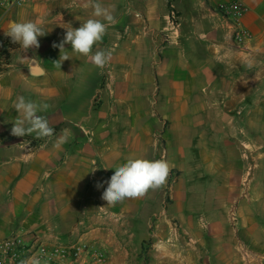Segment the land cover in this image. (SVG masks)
<instances>
[{
	"label": "crops",
	"instance_id": "1",
	"mask_svg": "<svg viewBox=\"0 0 264 264\" xmlns=\"http://www.w3.org/2000/svg\"><path fill=\"white\" fill-rule=\"evenodd\" d=\"M15 1L0 0V48L11 40L4 32L14 21H41L46 35L38 37L39 48L22 52L19 46L17 51L10 52V64L5 66L4 73L8 77H5V87L0 93V241L17 235L31 245L38 238L51 249L57 244L67 246L85 241L108 249L112 254L111 264H127L129 244L104 225L114 217H132L127 211L132 199L107 205L101 197L108 186L104 182L110 180L115 168L142 148L133 129L138 117L134 95L139 73L133 70L102 73L103 68L73 53L70 44H65V49L72 58L62 63L59 61L60 50L52 45L63 40L66 28H78L93 18V9L85 7L87 0H25L21 5H16ZM124 1L99 0L112 11L116 23L107 28L93 52L103 47L112 51L109 65L122 62V30L128 20L130 25H135L133 34L136 35L138 22L134 18L131 21L130 10L136 14L139 10L151 29L165 27L164 0H135V5L131 0L127 9ZM187 1L181 2L184 11ZM196 1L200 15L205 18L196 22V37L187 39V42L188 45L204 46L209 53V63L203 64L194 50L193 68H187L180 54L171 75L177 79L178 87L182 84L178 78L188 73L197 76L205 88L203 79H210L208 84L216 94L213 108L226 111L216 116L217 125L220 123L218 116L222 115L229 128V133L221 139L232 145L233 158L243 157L248 161L241 167L242 170L247 168L249 175L256 167H262L261 158H264V145L254 144L246 130L249 125L257 126L258 139L260 136L264 139L261 129L264 127V0ZM235 3L242 7V15L234 25L235 31L238 27L251 35L250 41L240 47L232 41L234 31L228 17L235 11ZM133 42L137 43L135 38ZM113 47H119L116 55ZM31 59L37 60L45 75L33 77L29 74ZM88 70L93 73H87ZM15 73L23 74V79L15 81ZM20 93L30 95L29 100L48 105L38 114L44 116L54 129L52 137L36 139L34 133L25 137L11 135L13 122L18 116L13 105L17 99L15 96ZM95 97L98 100L92 102ZM181 105L177 103V107ZM205 107L211 109L208 104ZM123 109L129 110L124 117L120 112ZM123 124L129 129L123 130ZM239 129L243 134H237ZM182 132L179 129L177 135L179 153L187 142ZM62 133L67 135V142L56 148L55 141ZM230 172L231 177L240 174L238 169ZM98 182L103 183V187L97 188ZM231 182L225 188L240 190ZM256 183L259 185V181ZM251 188L253 183L249 185V190ZM244 190L247 189L244 187ZM234 198L239 202L242 246H235L234 239L223 231L224 226L218 224L213 236L217 243L212 249L206 248L207 260L199 264H264V211H260L264 199L252 195ZM133 200L139 203L138 199ZM165 214V211L161 212L160 222H164ZM126 232L129 242L137 238L130 230ZM170 235L166 232L157 236L171 240ZM181 248L175 252L176 263L186 264L187 257H180L185 250L181 251ZM164 250L165 256H170V248L165 245Z\"/></svg>",
	"mask_w": 264,
	"mask_h": 264
},
{
	"label": "rangeland",
	"instance_id": "2",
	"mask_svg": "<svg viewBox=\"0 0 264 264\" xmlns=\"http://www.w3.org/2000/svg\"><path fill=\"white\" fill-rule=\"evenodd\" d=\"M130 1H124L126 9ZM181 2L180 0H164L166 15L165 27L162 29H151L139 10L136 11L140 15L130 10L131 21L134 18L138 22L136 35L133 34L135 25H130L128 20V23L123 25V27L126 25V28L122 30L120 47L122 62L116 65L107 64L102 71V73H128L133 70L139 73L134 95L138 117L133 129L136 130L135 136L139 137L138 141L142 142V148L133 157L150 160L164 158L172 166L164 186L149 190L145 196L138 199V204L131 200V208L129 207L130 210L128 208L127 211H130L132 217L135 215L133 220L129 215L114 217V220L104 225L106 229L113 230L117 237L129 244L127 264H143L144 257L141 249L143 239L146 242L144 246L147 249L148 264H177L175 252H178L181 247V251L185 250L180 253V257H187L186 264L203 263L204 259L207 260L206 248L212 249L217 243L213 236L218 224L224 226L223 231L225 234L228 233L229 238L234 239L235 246L241 247L243 241L240 233L239 202L235 201L234 197L252 195L264 199V158H261L262 167H256L254 172L250 171L249 175H247V168L242 170L241 167L248 161L243 157L233 158L234 155L230 151L232 145L229 141L221 139L229 133L222 115L218 116L220 123L218 125L216 123L217 113L226 111H217L213 108L216 104V94L208 84L210 79H203V82H206L205 88L200 85L201 80L197 76L188 73L183 78H178L182 83L178 87L177 79L171 75L175 61H179L177 56L180 54L181 61L187 68H193L195 52H198V57L203 64L206 61L209 63V53L204 46L193 45V43L188 45L187 42V39L196 37V22L199 23L201 18H205L200 15L198 1L188 0L185 4L186 11ZM132 3L135 5L136 1L132 0ZM229 24L235 31L234 22L231 21ZM134 38L137 43L133 42ZM113 48L115 49L113 53L116 55L119 47ZM102 50L106 51V48L103 47ZM7 54L10 55L9 51L3 53V60ZM163 60L165 64H162ZM4 72L0 76V93L5 87L7 80L5 77H8ZM87 73H93V71L88 70ZM22 77L23 74L15 73L13 79L21 81ZM110 77L108 80L113 81ZM18 96H23L26 100L30 97L21 93L15 97ZM97 100L98 98L95 97V101L92 100V102ZM177 103L182 105L177 107ZM207 104L211 106V109H206ZM183 105L185 108H182ZM127 111L129 110L120 111L122 117L127 115ZM221 124L223 126H220ZM122 129H129V127L123 124ZM179 129L185 133L187 140L181 153H179L177 136ZM257 129V126L249 125L246 130L253 138L254 144L259 143L263 146L264 139L261 136L258 139ZM261 129L264 133V127ZM238 133L243 134L240 129ZM142 149H145L144 152ZM233 169H238L240 174L231 177L230 171ZM231 181L239 186L240 190L225 188L227 185L230 186ZM252 183L253 188L249 190V185ZM234 208L237 210L236 225L230 220V213ZM162 211L166 213L163 216L164 222L159 221ZM260 211L263 212L264 207ZM126 230H130L137 238L129 242ZM166 232L171 233L169 237L171 240L157 236ZM82 243L86 242L82 241ZM88 244L100 253L106 254L107 260L99 264H111L112 254L108 249L101 245ZM165 245L170 248V256H165Z\"/></svg>",
	"mask_w": 264,
	"mask_h": 264
},
{
	"label": "clouds",
	"instance_id": "3",
	"mask_svg": "<svg viewBox=\"0 0 264 264\" xmlns=\"http://www.w3.org/2000/svg\"><path fill=\"white\" fill-rule=\"evenodd\" d=\"M85 7L93 9V18L87 19L78 28L72 26L66 28L63 40L58 44L53 43L52 47L59 48L61 63L72 58L65 49V44H70L73 53L88 58L94 66L102 69L110 62L111 52L105 50L93 52V48L102 41L107 28L116 23V20L112 11L99 0H87ZM4 35L10 37L12 43L18 44L22 52H27L29 49L40 47L38 37L46 35V32L41 21L28 20L11 22ZM13 107L18 116L13 122L11 135L25 137L34 133L36 139L53 136L54 129L50 127L49 121L38 114L48 108L47 104L18 96ZM66 142L67 135L62 133L55 141L54 147L60 148ZM171 167L164 158L150 160L130 156L125 163L115 168L110 180L104 182L108 186L101 198L107 205H115L125 199L142 198L149 190H156L166 184ZM96 187H103V183L98 182ZM32 264H39V261L33 259Z\"/></svg>",
	"mask_w": 264,
	"mask_h": 264
},
{
	"label": "built area",
	"instance_id": "4",
	"mask_svg": "<svg viewBox=\"0 0 264 264\" xmlns=\"http://www.w3.org/2000/svg\"><path fill=\"white\" fill-rule=\"evenodd\" d=\"M25 0H16V5H21ZM236 10L228 14L229 20L235 23L242 15L240 4H234ZM130 6H132L130 4ZM137 15H140L137 13ZM251 39L248 31L236 28L232 36L233 43L237 46L246 45ZM2 48H0L1 54ZM5 65L0 66V75L4 72ZM231 222L236 225L237 210H231ZM33 259H37L39 264H99L107 260L104 253H100L93 246L86 243H77L74 245L57 244L54 249L49 248L47 244L42 243L38 238L29 245L22 236H10L0 241V264H32Z\"/></svg>",
	"mask_w": 264,
	"mask_h": 264
},
{
	"label": "trees",
	"instance_id": "5",
	"mask_svg": "<svg viewBox=\"0 0 264 264\" xmlns=\"http://www.w3.org/2000/svg\"><path fill=\"white\" fill-rule=\"evenodd\" d=\"M18 48H19V45L12 43L11 40H10V41H6L5 46L3 47L2 50H3V53L5 51H7V52L9 51V53H10V52L17 51ZM3 53L0 54V66L1 65L7 66V65L10 64V55L7 54L6 58L3 60ZM144 244H146V242H143V245H142V254H143V257H144L143 264H147V262H148L147 249L144 246Z\"/></svg>",
	"mask_w": 264,
	"mask_h": 264
},
{
	"label": "water",
	"instance_id": "6",
	"mask_svg": "<svg viewBox=\"0 0 264 264\" xmlns=\"http://www.w3.org/2000/svg\"><path fill=\"white\" fill-rule=\"evenodd\" d=\"M29 74L33 77H42L45 75L43 68L37 62L36 59H31L29 66H28Z\"/></svg>",
	"mask_w": 264,
	"mask_h": 264
}]
</instances>
